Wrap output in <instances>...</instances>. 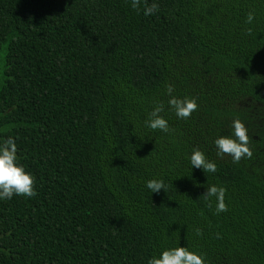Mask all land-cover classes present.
I'll return each instance as SVG.
<instances>
[{
	"label": "trees",
	"instance_id": "16d2710c",
	"mask_svg": "<svg viewBox=\"0 0 264 264\" xmlns=\"http://www.w3.org/2000/svg\"><path fill=\"white\" fill-rule=\"evenodd\" d=\"M147 2L159 10L0 0V143L15 140L37 193L0 199V264H147L177 246L264 264V0ZM169 84L195 98L187 120ZM161 102L167 133L146 125ZM235 118L253 152L239 163L214 144ZM193 149L217 171L192 167ZM209 185L227 211L208 207Z\"/></svg>",
	"mask_w": 264,
	"mask_h": 264
},
{
	"label": "clouds",
	"instance_id": "9594fccd",
	"mask_svg": "<svg viewBox=\"0 0 264 264\" xmlns=\"http://www.w3.org/2000/svg\"><path fill=\"white\" fill-rule=\"evenodd\" d=\"M142 0H131V7L139 10ZM159 10V5L155 2L148 4L143 0V14L145 16L153 15ZM254 13L249 12L246 17V23H252ZM250 31V30H249ZM174 91L172 85L166 86V92L169 95L168 106L175 112L179 119L187 120L193 112L198 110V104L195 98H177L172 96ZM164 111L163 102L157 104L149 113L146 121L148 128L160 130L167 133L169 125L160 113ZM233 134L231 136H220L215 139L214 144L217 148V156L223 158L225 155L231 156L233 163H239L242 159H251L253 152L250 148V137L246 125L235 118L232 122ZM192 167L202 169L204 172L215 173L217 165L209 161L205 154L199 149H193L190 156ZM146 187L151 193H158L165 189L163 180L152 179L147 181ZM226 189L209 185L204 192L203 198L208 202V207H212V198L216 200V213L227 211L225 203ZM24 196L32 198L37 195L35 191V177L25 170V167L19 163L17 156V146L12 137H8L3 143H0V199H11L13 196ZM201 232L197 229V235ZM147 264H204L201 255L189 251L187 247H175L163 250L159 257H152Z\"/></svg>",
	"mask_w": 264,
	"mask_h": 264
}]
</instances>
